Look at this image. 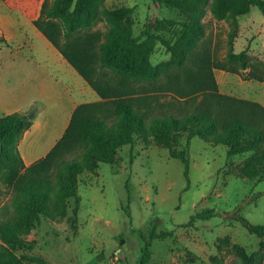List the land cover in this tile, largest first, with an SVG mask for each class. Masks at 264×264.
Listing matches in <instances>:
<instances>
[{
  "label": "rangeland",
  "instance_id": "374dc122",
  "mask_svg": "<svg viewBox=\"0 0 264 264\" xmlns=\"http://www.w3.org/2000/svg\"><path fill=\"white\" fill-rule=\"evenodd\" d=\"M44 1L0 0V31L4 33L11 25L18 40L25 34L27 42H20L19 49L24 52L35 49L39 58H43L47 50L33 32L32 21ZM60 2L69 13L74 10L76 0ZM103 9H122V20L133 36L142 35L149 22L174 19L177 25L160 31L171 42L179 37L185 19L179 8L164 0L159 3L104 0ZM201 21L204 34L196 49L209 48L213 61L224 62L229 50L250 47L252 66L243 72L212 65L220 92L264 104V79L249 76L252 68L256 75L264 78V15L261 10L252 5L246 14L218 18L210 2ZM111 27L112 23L100 12L90 27L82 26L72 33L70 40L83 59L98 61L99 46L107 41ZM33 40L36 48L31 46ZM14 46L12 40L3 43L0 49ZM151 61L161 71L160 81L183 79L171 52L160 41ZM103 70L110 75L114 73L108 68ZM201 97L199 95V99ZM161 101L160 113L174 112L180 117L194 104L172 90H163ZM186 136V131L178 134L176 148L189 155V179L184 175L183 162L172 157L168 148L154 136L142 138L139 135L132 144L118 147L111 162H98L94 170L86 168L80 172L77 216L73 215L75 197L58 205L54 203L48 213L40 214L39 223L22 234L27 245L18 249V253L42 260L25 264H122L126 260L136 263L142 256L144 237L150 236L153 226L158 232L172 230V234L151 240L152 257L148 264H264V236L249 232L241 222V217L245 216L252 223L264 224V178L242 170L253 151L229 154L227 144L201 135L194 136L187 146ZM84 148L83 142L74 143L59 158L80 161ZM56 162L49 166L53 176L59 168ZM12 193L0 182V207L9 203ZM206 208L214 209L212 217L197 218L187 224L196 211ZM8 215L9 211L0 208V220Z\"/></svg>",
  "mask_w": 264,
  "mask_h": 264
},
{
  "label": "trees",
  "instance_id": "16d2710c",
  "mask_svg": "<svg viewBox=\"0 0 264 264\" xmlns=\"http://www.w3.org/2000/svg\"><path fill=\"white\" fill-rule=\"evenodd\" d=\"M159 3L162 0H153ZM185 15L180 35L175 42L163 37V29L178 22L163 18L149 22L143 34L133 36L122 20V9H103L104 0H76L69 13L60 0H45L34 25L61 52L67 61L94 88L100 99L80 103L58 142L43 157L26 165L19 151V142L33 122V113L13 112L0 115V182L13 193L2 211L9 215L0 220V264H25L40 261L41 257L18 253L27 242L22 237L40 221V214L48 213L53 204L75 197L73 215L77 216L80 195L78 174L84 169L94 170L98 162H111L116 149L132 144L136 135L154 136L172 157L184 164V175L189 179L190 159L184 150L176 148L178 134L186 131L187 146L194 136L228 145L229 154L253 151L243 166V172L264 178V104L220 92L212 65L227 71L243 72L250 66L249 46L229 50L226 60L213 61L209 48L198 50L204 34L201 17L211 2V10L218 18L246 14L257 6L264 15V0H164ZM112 23L106 42L101 43L97 60L83 59L70 40L82 26L90 27L99 13ZM119 15V16H118ZM171 52L179 71L184 75L160 81L161 71L151 61L157 42ZM7 38L0 32V45ZM227 64V65H226ZM100 68V69H99ZM111 69L108 74L103 69ZM250 78L263 80L252 68ZM124 80V82H122ZM143 83V85H140ZM144 83H148L147 86ZM172 90L179 97L193 101V107L183 116L174 112L160 113L161 92ZM199 95L202 97L199 99ZM85 145L82 160H66L59 156L74 143ZM133 158V156H132ZM57 161V162H56ZM59 164L53 176L50 164ZM213 208L196 211L187 224L197 218H210ZM247 230L264 236V224L252 223L241 217ZM172 230L158 232L153 226L149 237H144L139 262L126 260L122 264H148L152 257L151 240L165 238Z\"/></svg>",
  "mask_w": 264,
  "mask_h": 264
},
{
  "label": "crops",
  "instance_id": "0c3cea01",
  "mask_svg": "<svg viewBox=\"0 0 264 264\" xmlns=\"http://www.w3.org/2000/svg\"><path fill=\"white\" fill-rule=\"evenodd\" d=\"M32 30L47 50L43 58L36 55L35 49L31 52L19 49L20 42H27L28 37L22 33L18 40L11 25L5 34L0 31L8 43L15 42L13 48L0 49V115L30 113L34 109L33 122L19 142L26 165L52 149L80 103L100 99L94 88L35 25ZM31 43L36 48L37 43L34 40Z\"/></svg>",
  "mask_w": 264,
  "mask_h": 264
},
{
  "label": "water",
  "instance_id": "95a60500",
  "mask_svg": "<svg viewBox=\"0 0 264 264\" xmlns=\"http://www.w3.org/2000/svg\"><path fill=\"white\" fill-rule=\"evenodd\" d=\"M29 116H31V113L29 114Z\"/></svg>",
  "mask_w": 264,
  "mask_h": 264
}]
</instances>
